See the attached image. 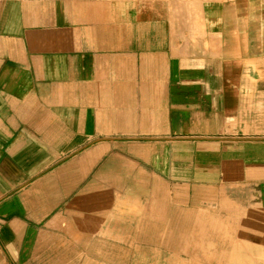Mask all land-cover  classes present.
<instances>
[{
    "label": "crops",
    "instance_id": "obj_1",
    "mask_svg": "<svg viewBox=\"0 0 264 264\" xmlns=\"http://www.w3.org/2000/svg\"><path fill=\"white\" fill-rule=\"evenodd\" d=\"M111 245L264 264V0H0V264Z\"/></svg>",
    "mask_w": 264,
    "mask_h": 264
},
{
    "label": "rangeland",
    "instance_id": "obj_2",
    "mask_svg": "<svg viewBox=\"0 0 264 264\" xmlns=\"http://www.w3.org/2000/svg\"><path fill=\"white\" fill-rule=\"evenodd\" d=\"M238 232V231H237ZM242 232V231H239ZM209 240L211 237L208 238ZM207 251L202 256V260H191L186 255L172 254L171 261L170 256L164 251L163 247L155 246H134V247H121V246H108V261L94 262L93 264H233L227 261V257L222 254L208 253V246L204 247ZM211 248V247H210ZM240 246H237V261L235 264H258L254 262H242V258L239 256L238 250ZM97 252L99 249L97 247Z\"/></svg>",
    "mask_w": 264,
    "mask_h": 264
}]
</instances>
